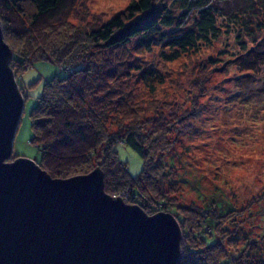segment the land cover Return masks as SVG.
<instances>
[{
  "label": "trees",
  "instance_id": "obj_1",
  "mask_svg": "<svg viewBox=\"0 0 264 264\" xmlns=\"http://www.w3.org/2000/svg\"><path fill=\"white\" fill-rule=\"evenodd\" d=\"M223 1L225 7L213 0H131L106 21L85 20L75 25L69 18L77 0H0V21L14 63L28 67L37 60H49L64 72L44 83L31 111L33 141L42 154L40 165L54 177L87 173L101 166L109 193L138 203L148 213L170 210L168 201L177 190L176 183L165 181L171 166L154 162L138 126L143 113L126 76L132 70L143 74L145 68L128 59V47L134 42L138 52L164 43L169 51H161L163 58L174 60L200 42L218 37L219 17H225L239 42L245 36L252 38V45L240 42L241 68L260 67L264 64V22L253 17L257 9L264 8V0H250V5L238 10H226L229 0ZM182 17L192 24L181 27L186 21ZM143 78L154 92L157 75L147 70ZM117 141L144 159L139 175L133 176L119 158ZM170 211L183 222L178 211ZM212 220L208 217L205 222L216 230ZM249 240L234 260L236 253L225 251L218 238L208 243L203 235L201 245H183L182 264H219L224 259L225 264H264V245L252 247Z\"/></svg>",
  "mask_w": 264,
  "mask_h": 264
},
{
  "label": "rangeland",
  "instance_id": "obj_2",
  "mask_svg": "<svg viewBox=\"0 0 264 264\" xmlns=\"http://www.w3.org/2000/svg\"><path fill=\"white\" fill-rule=\"evenodd\" d=\"M130 1L77 0L69 21L75 25L87 23L85 20L103 22ZM213 1L225 7L226 1ZM246 3L252 1L229 0L226 10L242 9ZM253 18L264 22V8L257 9ZM187 21L181 27L192 24ZM228 23L219 17L218 37L200 42L174 60L163 58L161 51H169L164 43L138 52L131 43L128 59L145 72L132 70L126 79L143 113L138 126L154 162L171 166L172 173L165 181L176 183L177 190L168 205L184 218L180 222L183 245L197 247L203 243V235L208 243L218 238L225 251L236 253L235 260L246 240L250 239L252 247L264 245V64L254 70L241 68L240 42L252 45V38L245 36L239 42ZM15 64L18 62L13 59L25 102L13 157H28L40 164L42 154L33 141L31 111L44 83L64 72L49 60H37L28 67ZM147 70L158 77L154 92L148 90L143 78ZM115 149L129 172L139 175L144 167L142 156L123 141H117ZM208 217L213 218L217 231L205 222Z\"/></svg>",
  "mask_w": 264,
  "mask_h": 264
},
{
  "label": "water",
  "instance_id": "obj_3",
  "mask_svg": "<svg viewBox=\"0 0 264 264\" xmlns=\"http://www.w3.org/2000/svg\"><path fill=\"white\" fill-rule=\"evenodd\" d=\"M0 21V264H182L171 211L148 213L105 189V173L54 177L13 157L25 97Z\"/></svg>",
  "mask_w": 264,
  "mask_h": 264
}]
</instances>
